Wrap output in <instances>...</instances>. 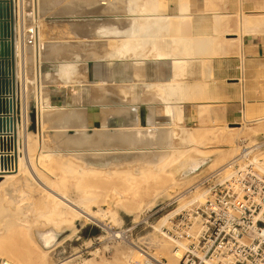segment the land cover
Instances as JSON below:
<instances>
[{
  "label": "rangeland",
  "instance_id": "1",
  "mask_svg": "<svg viewBox=\"0 0 264 264\" xmlns=\"http://www.w3.org/2000/svg\"><path fill=\"white\" fill-rule=\"evenodd\" d=\"M60 1L61 0H56V3H53L52 6L50 2L49 4L48 2L46 3V0H26L25 8L27 18L24 22H21V20L20 23L18 22V26H20L18 27L16 38L18 39V55L20 56V66H18V71L20 70L21 75L20 85H23L25 88L24 94H26L27 100L25 109L27 111L28 129L31 133L36 135V141L39 142L37 146L35 144L34 162H32V166L30 167L31 170L33 168L36 171L35 173L32 170L34 179H31V176L21 177L18 179L19 182L17 188L12 191V194L14 193L13 196H15L13 197V200H18V204L21 202L24 203V206L22 207L23 209L27 208L26 210H29L30 208L34 209L32 207L38 205L39 202L37 201L42 199V197L44 199L43 191L38 189L41 188V186H38V183L35 181L37 173L38 175L41 173L49 182L52 181L50 183L62 194L65 193V195H69V197L71 196V198L74 199L81 193L80 186H77L79 189L75 187L74 183L76 184V181L72 180L75 177L73 176L74 178H70L72 177L70 172L64 171L61 168L58 169L53 167V169H50L49 167H46V163L44 164V161L42 162V157H44L45 153L50 151L49 149L51 148L71 149L72 144L69 143V137L66 138V136H69V133L71 135L75 134V127H70L69 130L67 129L69 133L66 128H61L64 132L66 130L65 134L68 135H65L63 131H60V128L58 129L57 126L54 125L56 124L55 121L58 119L60 120V118L62 119L67 112L70 113L72 110L77 111L80 108L83 109L85 107L89 109L91 107L88 111L89 115H87L86 122L88 125V123L94 121L89 124L90 128H98L101 127V122H105L101 120H104L101 113L103 110H100L101 105L105 104L103 106L105 108L108 105L112 106L114 102L115 104H123L119 99H113L114 102L111 101L112 98L109 97L111 93L104 89L106 86H103V88L94 87L96 80L101 78L96 75L97 70L101 72L102 79L105 78L107 80V87L109 90H118L119 93L123 89L122 87L130 84L131 90L133 89L132 94H143V92L149 89V87H147L148 82L168 81L174 78L172 59L159 60V62L154 65L155 68H153V71H151L152 75L150 77H143L142 82H138L137 77L135 79L134 76V62L132 60L127 61L126 59H118L116 61H110L108 59H103L100 56L96 58L94 57V59L92 58L93 55L89 52L90 47H92L90 42L95 41V47L100 50L116 44V41L113 39L100 37V33L97 34L96 29L93 28L94 26H117L121 30H126L129 28L128 26H130V21L122 19L124 16L123 14H125L124 10H114L112 8V4L117 0H98V2H93L96 0H88L92 1L91 5L90 2H88V6L93 7L96 4V7L89 10L87 15L101 16H98L95 20V22H98L97 24H91L93 27L91 26V28L87 30L88 35H81L76 32V30L69 29L68 25H65L64 27L63 24L64 14L68 17L80 16L78 11L74 10H78L77 7L81 4L77 1L81 0H68L67 4L70 3V5L65 11H62L63 5ZM177 1L178 0H169L167 2V13H170L169 5L171 2L176 3ZM187 1L190 2L191 0ZM194 3L205 5V11L220 10V7L226 5H230L233 9H236L233 16H229L227 13L223 14L222 12H193L191 16L188 17L193 28L190 27L191 24L186 19V21L189 22H187L189 27L186 25V29H190L184 32L185 35L189 36L188 34L190 32V36L193 34L192 37L198 39L206 36L208 39L212 38V46H214L213 48L216 50L214 55L213 53L212 55L205 53V55L201 54L202 56H196V58L194 57L189 60L191 72L186 79V82L197 84L202 88L200 90L201 92L199 91L196 94L198 98L184 103V106H187L188 110H186L187 108H184L182 124L192 130L198 138L190 146L178 143L179 145L177 144V147L180 148V152L176 156H171L169 153L171 149L169 148V145H174L171 139L166 140L163 144L166 147L163 145H156L145 151L121 153L122 155L133 154L138 157L133 158L126 163L129 169L136 172L132 173L134 179L132 178L131 181L128 182L129 190L126 196H113V200L118 203V206L113 209L114 212L106 211L108 210V205L107 202H105V191H107V188L113 186V183H111L112 181L109 179L110 181H102L98 183V185L101 186L98 194L101 196H99L96 201H91L89 203L91 209L97 213L96 219L83 218L78 221V224L76 223L75 226V228L78 229L77 233H75L72 228L59 232L53 229L51 225H42L38 227V229L36 228L37 230L35 229L37 243H40L39 245L42 247L44 245V249H52L49 253V257L54 264L67 260L70 261V263H78L79 261L88 260V258L94 259L96 263L100 264H122L125 262L124 260L127 259L125 258L126 255L128 256L131 252L132 253L128 256L129 260L131 259L134 261L135 258H137L135 255L139 254V252L136 245L139 246L140 249H145L150 255L158 260L160 259L166 264H175L173 250H177L179 247L181 248V244L180 242H177L176 237L175 235L173 236V234H176V231L184 229L186 233H188V236L182 238L181 243L186 244V246L191 244L192 239L189 234L196 235L201 229L199 219L193 217L196 215L195 211L198 206L202 205L206 199L211 196L212 186L215 183L218 184L220 181L222 182V179L227 172L230 173V171L232 172L237 169L239 161L234 163L235 167L231 162L246 150H252L251 157L253 158L257 156V158H260L261 162L264 163V108L261 113H258L260 112L258 109V102H262L264 105V71L263 74L254 71L250 74V77L254 76L259 80L256 82V86L261 88L260 91L254 92V89L256 88L254 85L250 86L249 91L245 89V91H243L240 82H242L243 85L248 79L249 75L247 74V71L244 70L242 76L239 73L235 74L237 68L226 65L224 67L223 65L226 62L222 61V59H214L215 57L220 58L222 56L228 57L231 54H239L240 42L239 40H235V38L240 37L241 32L242 35L260 34L264 38V26L261 28L263 31L253 32L252 30H249L250 27H247L243 22L248 18L252 19V21L255 19L264 21V0H195ZM124 4L125 3H121L119 5L120 7H124ZM107 6L112 9H108L109 11L104 9ZM48 7H53V9L49 13H46ZM218 13H221V17L226 21L225 23L221 21V23L216 25V16L220 15ZM107 15L112 16L116 21L110 19L111 17ZM246 27L248 30H246ZM71 33L72 35H70ZM67 36L69 38L77 39L81 44L70 46V49L68 50L69 46H66L63 42L59 41ZM52 42H54L53 44L55 45L59 44L57 46L61 47L60 52L63 51L60 53L61 55H59V57H53L48 64L50 67L46 68L45 66L43 67L42 63L44 64L43 60L46 59L47 56L49 57L48 44L51 45ZM38 43L41 45V60L36 59ZM88 52L90 54H88ZM203 58L213 59L211 63H213L212 65L214 68H209H211L213 72L215 69H220V71L217 72L218 74L214 72L212 76H209L207 72H202L201 68L204 63ZM69 60H76L79 67L78 72L80 74L77 73L76 78L80 79L81 82L80 84H75V86L77 85V87H79L75 88L80 91V94L76 95L75 91H73L72 95L75 96H72L69 101L63 102L61 105H55L54 103L51 104L48 95L50 89L61 88L58 83L60 77L54 73L52 77L50 76L49 78H46V80L48 79L47 82L45 81L46 83H40L42 80H39L38 82V74L42 72V75H44L45 71L48 69H51L52 72H54V64L60 65ZM39 61L42 62L40 63ZM37 62L39 63L37 64ZM83 63L87 64V78L85 76L83 77V74L81 73L82 70H84ZM223 68L234 70L233 74L235 75L230 77H227V75L222 76L221 70ZM237 70L239 71V68ZM88 74H90L89 77ZM205 74L207 75L205 76ZM142 83H144L145 86ZM223 83L227 86H231L230 95L232 97H241L244 93V97L246 98L244 100L248 108L247 110L242 111V116L244 118V121L242 119V124H221L217 119L215 121L210 120V118H207V120L204 119L206 115H210L212 112L206 103L222 98L220 94L223 90ZM40 84L43 85V87ZM114 85L116 86V89ZM44 87L45 90H43ZM118 87H121V89ZM101 95H103V100L99 102L97 100H99ZM43 96H45L46 99ZM135 100L137 101L136 103L129 104L128 106L136 109L140 113L142 125L148 126L150 119L149 111H147L145 117L148 123L144 124L143 120L145 119L143 118V108L149 106L148 110H150L152 106L157 108L163 104L160 100L155 101L151 97L142 96ZM95 101H97V104ZM78 102L81 103V107L79 108H77L79 105ZM36 103L39 108L37 111L35 109ZM38 114L39 122L41 117L40 123L42 124V129L40 127L37 131L36 115L38 116ZM110 115L107 116L109 120V128H113L114 123H116L114 120L117 115H115V117ZM167 120L168 119H162L158 125H160V127H166L168 125ZM40 138H45L46 140V143L44 144L45 146L43 147L40 145ZM89 153V155H92L95 159H104L108 156L119 155L118 153L109 154L108 152H103L101 154H97L96 152ZM66 155L68 158L70 157L77 161H82L85 156L82 152H80V154ZM162 164H164L165 167L160 169L158 166ZM36 169L40 171L38 172ZM48 169H50L49 172ZM143 169L146 171L142 172ZM76 175L78 176V174ZM126 183L127 182L123 180H116L114 185L123 187ZM28 184H31V186ZM204 192L206 193L205 196L200 198L199 194ZM28 204L31 206L28 207ZM98 209H102V211H99ZM0 211H2L3 214L5 212L2 208ZM32 212L34 213L35 211L32 210ZM5 215H9L8 212L2 215V217L0 214V241L4 240L7 234V231L5 232V230L2 229V227H5V221L7 220L5 218H9V216L3 217ZM166 215L168 216L166 220L162 219ZM181 219L183 220V223L178 225ZM176 225L178 227H176ZM15 229L16 228H14V230ZM168 230L170 231L168 232ZM55 234H57V236H55ZM118 234L121 236H117ZM58 235L60 236L57 239ZM24 236L25 234L23 237ZM7 240L11 242L10 239ZM156 240H158L157 243ZM181 250L182 252H185V249L181 248ZM169 251H171V254ZM34 253H37V255L39 254V252L35 250V247ZM148 258L150 257L141 255L144 264H147ZM36 264L42 263L39 261L38 263L36 262ZM125 264H131V262H125Z\"/></svg>",
  "mask_w": 264,
  "mask_h": 264
},
{
  "label": "bare ground",
  "instance_id": "2",
  "mask_svg": "<svg viewBox=\"0 0 264 264\" xmlns=\"http://www.w3.org/2000/svg\"><path fill=\"white\" fill-rule=\"evenodd\" d=\"M25 1L26 0H13L15 34H16L17 23L18 22L20 23V20L21 22H24L27 18ZM168 1L169 0L115 1L112 4V8L114 10H118V9L124 10L125 14H123L124 16L122 19L130 21V26H128L129 28L128 29L125 28L126 30H121L117 26H113V27L99 26L97 28V34L100 33L101 36L100 35L99 36L102 38L106 37L115 40L116 44L110 47H105L100 50L95 47L94 45L95 41L93 42L89 41L92 47L88 49L89 52H91V54L93 55L92 57L93 59L94 57L96 58L100 56L103 59H108L110 61H116L118 59H126L127 61L132 60L134 62L133 65L134 76L135 79L137 77L138 82L139 81L142 82L143 77L146 76L150 77L152 75L151 71H153V68H155L154 65L157 64L159 60L172 59L174 78L168 81L148 82L147 87H149V89L143 92V94L142 93L132 94L133 89L131 90L130 84L124 83L127 85L122 87L123 89L119 93L122 99L118 96L123 102V104L120 103L115 104V102L111 100L114 102L112 106L108 105L109 107L108 106L105 108L102 107L104 120L103 119L101 120L105 122L104 123L101 122V127L90 128L89 124L94 122L91 120H90L91 123H88L87 125L86 122L87 115H89L88 111L91 107L89 109L85 107L83 109L80 108L77 111L72 110L70 113L67 112L66 115L64 114L62 119L61 118L60 120L58 119L59 121L58 120L55 121L56 124L54 125L57 126L58 129L66 128V130L67 129L69 130L70 127L72 128L75 127L76 133L71 135L67 130L69 136H66V138L69 137L68 139L69 143L72 144L73 147L71 146V149L51 148L49 149L50 151L46 152L44 157H42V162L44 161V164L46 163L45 166L49 167L50 169L51 168L53 169V167L58 169L61 168L64 171L70 172L72 176L70 178L75 177L72 180L76 181V184L74 183L75 187L80 186L79 188H81V193L78 195V197H75L76 199L75 198L73 199L71 198V196L69 197V195H65V193L64 194L60 193V191H58L50 183L52 181L49 182L45 176H43L41 173L38 175L37 173V177L35 178V181L38 183V186L40 185L41 188H43V189L41 188L38 189L43 191L44 199L43 197L42 199H39L37 201L39 202L38 205L36 207H32L34 209L30 208L31 210L30 209L26 210L27 208L23 209L22 206H24L23 205L24 203L21 202L18 204L17 199H16L17 201L13 200L14 199L13 197L15 196H13L14 193L12 194V191L17 188V184L19 182L18 179H20L23 176H27V177L31 176V179H34L32 175V170L35 173L36 171L33 168L31 170L30 167L32 166V162H34L35 144L37 146L39 143L36 141L37 139L36 135L31 133V131L28 129L27 111L25 109L27 100H26V94H24L25 88L23 85H20L21 75H20V70L18 71L19 68L18 66H20V56L18 55L16 57V46H15V63L12 73H10V75L6 77L1 78V79L3 78L9 79L12 81L11 92L8 95H6V99L7 100L13 99L14 108L18 111L19 121H18V126L14 131V134H11V136H15L16 139L17 169L14 173L6 174L0 177V200H1L0 207L2 208V210H5L4 214H6L7 212L9 214L3 216V217L9 216V218H5L7 219L4 225L5 229L2 227V229L5 230V232L7 231L6 232L7 234L5 236V239L0 241V264H5V262H8L10 264H36V262L38 263L39 261L42 264H54L52 259H50L49 257V253L52 249H44L43 248L44 245L42 247L41 245H39L40 243L39 244L37 243V239L35 236V229L36 228L38 229V227L42 225H51L53 229L59 232L68 228H72V230H74L75 233H77L78 229H76L75 226L78 221L82 220L83 218L96 219L97 217V213L91 209L89 203L91 201H96L98 197L101 196L98 194V191L100 190L99 188L101 187L100 185H98V183L102 181L111 180L112 181L111 183H113V186L107 188L106 189L107 191H105L106 192L105 202H107L108 205L107 208L108 210L106 211L114 212L113 209H115L118 206V203L115 200H113V196L116 195L120 197L126 196L129 190L128 182H130L131 179L133 178L132 173L136 172L133 171L132 169H129L126 163L129 162L131 159L138 157L133 154L122 155L121 153L131 152V151H145L152 146L163 145L166 142V140L171 139L174 145L173 146L169 145V148H171L169 153L171 154V156H176L180 152L179 150L180 148L177 147L178 143H181L183 145L185 144L186 146L187 145L190 146L198 138L192 130H190L188 127L182 124L184 117L183 116L184 103L185 102L187 103L191 100L193 101L194 99L198 98L196 94L202 88L197 84H190L186 82V79L189 77L191 72L189 60H191L194 57L196 58V56L197 57L202 56L201 54L205 55V53H209L211 55L213 53L214 55V52L216 50H214L213 48L214 46H212L213 43V41L211 42L212 38L208 39L206 38L207 37L206 36L204 38L201 37L198 39L196 37H192L193 34L192 36H190V32L188 34L189 36L185 35L184 32L187 30L186 25L187 27H189L188 23L190 22L188 17H190L191 14L193 13L192 4L190 3L191 1L189 2L187 0H178L175 3L179 11V13L177 14L166 12L168 10L167 9ZM121 3H125L124 4L125 6L120 7L119 4ZM104 9L108 10L110 8L107 6ZM186 19L189 22L186 21ZM223 19L224 18L221 17V14L217 15L216 25L221 23V21L225 23L226 21L225 19L224 20ZM243 22L247 27H250L249 30H252L253 32L263 31L261 30V28L264 26L263 20L255 19L254 21H252V19L248 18L245 19V21ZM190 27H192V24ZM247 27L246 30H248ZM189 29L190 28H188V30ZM70 35H72V33ZM53 43L54 42H52L51 45L48 44L49 46L48 55L49 57L57 58L59 57V55H61L60 53H62L63 50L60 52L61 47L57 46L59 44L55 42L57 44L55 45ZM40 47L41 45L38 43L37 51H36L37 60L38 59L41 60L42 51H40L41 50ZM89 52L88 54H90ZM210 59L203 58L204 63L201 70L202 72H207L209 76H212L214 74V72L211 70V68L213 67L212 65L213 63H211L213 59L212 60ZM39 62L41 63L42 61ZM39 62H37V64ZM54 66H55L54 72H52L51 69H48L44 73V75H42V72L39 73L38 82L39 80H42V82L40 81V83H44L45 81L47 82L48 79L46 80V78H49L50 76L52 77V75L55 73L60 77V81L58 83L60 84V87L63 88V90L65 91L64 102L69 101L70 98H72V96H75L72 95L73 91H75L76 95L77 94L79 95L80 91L77 90V88L79 87H77V85L75 86V84L77 83L80 84L81 82L80 79L76 78L77 77L76 74L79 73L78 72L79 67L77 61L69 60V61H65L60 65L54 64ZM48 67L50 66L48 65ZM87 69H88L87 64L85 63L84 70H82L81 72L83 74V77L84 76L86 77ZM206 75L207 74H205V76ZM94 84H95L94 85L95 88L97 87L103 88V86H106V88L104 89L109 91L107 87V80L105 78L97 79ZM142 84L144 85V83ZM41 86L43 87V85ZM118 88L121 89V87ZM43 90H45V87ZM142 96L149 98L151 97L155 101L160 100L163 104L160 107L157 108L152 107L150 108V110H148L149 118H150L148 126L142 125L140 113L136 109L128 106L129 104L136 103L137 101L135 99ZM43 97L46 99L45 96ZM101 100H103V95H101L99 100L97 101L100 102ZM97 101H95L96 104ZM110 114L113 117L117 115V117H115V122H117V124H114L113 128L112 127L109 128V120L107 116ZM162 119L163 120L168 119L167 120L168 125L166 127H160V125H158ZM60 131L63 130L61 129ZM45 143H46L45 138H40L41 147L45 146L44 145ZM80 152L85 154V156L83 155L84 157L82 156L83 157L82 161H77L75 159H71L70 157L68 158V156L66 155V154H70V155L80 154ZM89 152H93V153L96 152L97 154L98 153L101 154L103 152H108L109 154L118 153L119 155L108 156L104 159H95L92 155H89L90 154ZM255 162L258 168L262 172H264V163L262 164L260 160L257 158ZM158 167L160 169H163L165 165L162 164L159 165ZM50 169H48V172L50 171ZM37 171L39 172L40 170ZM144 171L146 170L143 169L142 172ZM230 173L232 172L230 171ZM230 173L228 172L226 173V175L222 179V182L224 181V179H228L230 177L231 175ZM76 174H78V176ZM116 180H123L126 181L127 183L123 187H118L117 185H114ZM29 186H31V184ZM205 194H206L205 192L201 193L199 194V197L201 198L205 196ZM29 206L31 205L28 204V207ZM32 210L35 212L33 213ZM99 211H102V209ZM0 214L1 217L2 215H4L2 211H0ZM167 217L168 216L166 215L162 219L166 220ZM14 228L16 229L14 230ZM22 228L24 229V231ZM22 233L23 235L25 234L24 237ZM55 236H57V234H55ZM117 236H121V235L118 234ZM7 239H10L11 242ZM157 241L158 240H156V243ZM180 244L182 249L187 248L186 244L181 242ZM34 247L35 250L39 252L38 255L37 253H34ZM136 247L139 252V254L135 255L137 258H135L134 261L131 259L129 260L128 256L132 253L131 252L128 256L126 255L125 258L127 259L124 261L131 262V264H144L143 260L141 259V255L143 256L145 255V257L146 256L149 257L148 254L150 253L144 252L137 245ZM181 248L179 247L177 250H173L175 264H179V259L183 257L184 252H182ZM169 252L171 254V251ZM125 262L122 264H125ZM57 264H100V263H96L94 259L88 258V260L81 262L79 261L78 263H70V261L67 260V261H61L60 263Z\"/></svg>",
  "mask_w": 264,
  "mask_h": 264
},
{
  "label": "built area",
  "instance_id": "3",
  "mask_svg": "<svg viewBox=\"0 0 264 264\" xmlns=\"http://www.w3.org/2000/svg\"><path fill=\"white\" fill-rule=\"evenodd\" d=\"M11 134L14 131L0 133V177L17 169L16 139ZM251 152L246 150L231 162L235 167L239 161L237 169L228 179L215 183L211 196L197 207L193 217L199 219L201 229L196 235L189 234L192 242L179 264H264V172ZM181 223L182 219L178 225ZM174 235L181 242L188 233L181 229ZM148 255L147 264H166Z\"/></svg>",
  "mask_w": 264,
  "mask_h": 264
},
{
  "label": "crops",
  "instance_id": "4",
  "mask_svg": "<svg viewBox=\"0 0 264 264\" xmlns=\"http://www.w3.org/2000/svg\"><path fill=\"white\" fill-rule=\"evenodd\" d=\"M47 2H48V4L50 2L51 5L53 6V3L55 4L56 0H46V3ZM77 2L81 5H79L77 7L78 10L75 9L74 11H78V14L80 16L68 17V16H66V14H64V17H63L64 18V22H63L64 27H65V25H68L69 29H74V30H76V32H78L81 35H83V34L88 35L87 30H89L91 26L93 27L94 24H97L98 22H95V20L98 18V16L99 17H101V16L100 15H87V12L89 10L96 7L95 6L96 4L93 7L88 6L89 5L88 2H90V5H91L92 1L81 0V1H77ZM93 2H98V0L93 1ZM194 2H195V0H191L192 9H193L192 11L194 13H205V12L212 13V12L218 11V12H222L223 14L227 13V14H229V16H233V14L236 12V9H233L230 5L220 7L221 8L220 10L205 11V5H200V3H194ZM60 3H62V5H63L62 11H65L70 5V3L67 4L68 0H61ZM52 9H53V7H51V8L48 7L46 9V13H49ZM169 12L173 13V14L179 13L178 7L174 2H171V4L169 5ZM219 14H221V13H219ZM110 15H112V14H110ZM110 15H107V16H110ZM110 17H111L110 19H113L112 16H110ZM91 22H93V23H91ZM91 24H93V25H91ZM18 27L19 26L17 23L16 34H15L16 56H18V39L16 38L17 33H18ZM93 28H95L96 32H97L98 26L97 27L94 26ZM241 30H242V26H241ZM235 39L239 40V42H240V53L239 54H231L228 57H226V56H222L220 58L215 57L214 59L215 60L222 59V61L226 62L227 64L225 63L223 65L224 67L226 65V66L233 67V68L235 67L237 69L239 68V71L236 69L235 74L239 73L242 76L243 71L244 70L247 71V74L249 75L248 79L246 80L247 84L245 82L242 85V82H240V86H242L243 91H245V90L249 91V88L251 85L252 86L254 85L256 87L254 89V92L260 91L261 88H259V86H256V84H257L256 82L259 80H257L254 76L250 77V74L253 73V71L258 72L260 74H263V71H264V40L263 39L264 38L260 34L242 35V32H241L240 37L235 38ZM59 41L63 42L64 45L69 46L68 50L70 49V46H73L76 44H79V45L81 44V42H79L77 39L69 38L68 36L63 37L62 40H59ZM52 59H53L52 57L48 58V56H47V58L43 60L44 61L43 67L45 66L47 68L48 63ZM79 59H80V57H79ZM218 71H220V69H218V70L215 69L214 72L216 74H218L217 73ZM221 71H222V76L227 75V77H230L232 75H235V74H233L234 70H231L230 68H227V69L223 68ZM96 75L100 76L101 77L100 79H102L101 72L99 70H97ZM89 76H90V74H88V77ZM222 87H223V90L220 94L222 98H220L218 100L215 99V100H212V101H209L206 103V105L209 106V109L212 110V112L210 115H206L204 119L207 120V118H210V120H212V121H215L217 119V121L219 120V122H221V124H231V123H241L242 124V122L244 121V118L242 116V111L247 110V108H248V106L246 105V102L244 100V99H246L244 97V93H243V95H241V97H232L230 95L231 86H229V85L227 86L226 84L223 83ZM108 90H109V88H108ZM228 90H229V92H228ZM110 93H111V95L109 97H111L112 100L113 99L115 100V98L116 99L118 98L119 100L122 99L118 90L110 91ZM48 97H49V102L51 104L54 103L55 105H61L64 102L65 91L63 90V88H56L53 90L50 89V93H49ZM78 104H79L78 107H81L80 106L81 103L78 102ZM102 107H103V105H101L100 110H103ZM184 108L186 109L187 106H184ZM263 108H264L263 103L258 102V109L260 111L258 113H261ZM148 109H149V106L143 108V112H144L143 118L144 119L147 115ZM186 110H188V108ZM101 113L103 116V112H101ZM187 115H188V113H187ZM242 119H243V121H242ZM114 122H115V120H114ZM143 123L147 124L148 122L145 119V120H143ZM114 124H117V122ZM36 126H37V131L40 129V127L42 129V124L40 122H39V125L36 124Z\"/></svg>",
  "mask_w": 264,
  "mask_h": 264
},
{
  "label": "water",
  "instance_id": "5",
  "mask_svg": "<svg viewBox=\"0 0 264 264\" xmlns=\"http://www.w3.org/2000/svg\"><path fill=\"white\" fill-rule=\"evenodd\" d=\"M14 43V3L13 0H0V133L15 131L19 121L13 99H6V95L11 92L12 81L1 79L12 73L15 63ZM5 264L10 263L5 262Z\"/></svg>",
  "mask_w": 264,
  "mask_h": 264
}]
</instances>
